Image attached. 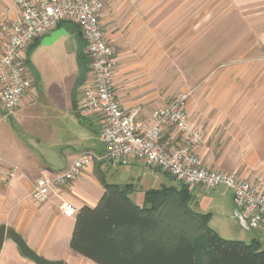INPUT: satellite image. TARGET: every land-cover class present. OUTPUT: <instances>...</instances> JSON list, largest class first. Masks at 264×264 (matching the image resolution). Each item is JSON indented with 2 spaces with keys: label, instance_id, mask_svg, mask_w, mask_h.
<instances>
[{
  "label": "crops",
  "instance_id": "obj_1",
  "mask_svg": "<svg viewBox=\"0 0 264 264\" xmlns=\"http://www.w3.org/2000/svg\"><path fill=\"white\" fill-rule=\"evenodd\" d=\"M103 1L101 26L118 49L115 95L126 111L137 113L139 121L152 123L156 108L181 95V60L173 52L179 47L181 32L189 37L195 33L197 18L193 14L179 22V3L174 1ZM182 4L195 6L194 0ZM20 19L14 0H0V22ZM205 25L203 39L209 45L211 35ZM57 30L66 33L51 45H43ZM193 48L186 84L194 93L187 92L186 111L202 137L195 152L208 169L238 174L264 194V0H223L221 74L212 73L208 47L202 52ZM26 57L30 90L13 116L5 118L0 104V229L5 227L7 232L0 264H37L22 254L10 231L49 262L99 264L75 251L72 240L79 213L101 203L105 184L132 185L135 190L130 198L142 208L147 191L178 183L140 161L94 160L49 201L35 202L32 192L39 178L63 173L83 153L103 151L104 120L100 113L80 109L81 92L92 72L87 45L75 22H64L38 38L28 47ZM182 139L175 129L167 130L166 140L173 147ZM6 168L18 170L9 184L2 181ZM190 189L193 208L211 214L210 227L221 237L218 216L223 221L233 216L240 221L233 195L226 188ZM64 203L76 208L74 218L64 216ZM255 232L256 238L246 241L258 240L264 250V231Z\"/></svg>",
  "mask_w": 264,
  "mask_h": 264
},
{
  "label": "built area",
  "instance_id": "obj_2",
  "mask_svg": "<svg viewBox=\"0 0 264 264\" xmlns=\"http://www.w3.org/2000/svg\"><path fill=\"white\" fill-rule=\"evenodd\" d=\"M14 3L21 19L0 22V104L5 118L18 111L31 88L26 64L28 47L60 24L71 21L80 28L91 59L92 79L81 92L80 109L100 113L104 120L103 151L83 153L63 173L39 178L32 192L35 202L49 201L53 194L77 180L94 160L132 159L157 168L190 188L201 186L207 191L226 188L249 228L264 231V194H259L238 174L208 169L196 154L202 137L187 115L189 94L183 93L170 104L156 108L152 123L139 121L137 113L122 107L114 84L118 49L101 26L103 0H14ZM171 128L183 137L177 147L166 140V132ZM17 173V168H6L2 181L9 184ZM62 207L65 217H75L77 210L72 204L64 203Z\"/></svg>",
  "mask_w": 264,
  "mask_h": 264
},
{
  "label": "trees",
  "instance_id": "obj_3",
  "mask_svg": "<svg viewBox=\"0 0 264 264\" xmlns=\"http://www.w3.org/2000/svg\"><path fill=\"white\" fill-rule=\"evenodd\" d=\"M95 209L77 218L72 248L99 264H264L258 240H226L210 227L211 214L193 208L190 187L145 193L140 208L132 185H107Z\"/></svg>",
  "mask_w": 264,
  "mask_h": 264
},
{
  "label": "rangeland",
  "instance_id": "obj_4",
  "mask_svg": "<svg viewBox=\"0 0 264 264\" xmlns=\"http://www.w3.org/2000/svg\"><path fill=\"white\" fill-rule=\"evenodd\" d=\"M166 2L174 1L177 6V10L180 16V21L186 18V16H191L195 14L197 18L196 26L197 29L195 33L191 34L190 37L187 35V32H181V36L179 38V47L174 49V52L178 53V57L181 60V69H180V89L181 93L189 92L190 95L194 93V89L188 87L187 75L190 73V65L193 60V46H196V49L203 51L205 48H209V52L207 53L212 65V73H220L218 69L223 66V0H194L195 6L194 8L185 7L182 3H185L187 0H164ZM191 1V0H189ZM171 8H169L170 10ZM175 9V8H174ZM168 10V9H167ZM189 11V12H188ZM205 16V17H204ZM210 16V22L208 21V17ZM204 18L206 23V30H210L211 39L209 40V45L203 39L204 32ZM180 25L182 26V24ZM209 26V28H208ZM206 42V43H205ZM199 46V47H198ZM187 93V94H189ZM177 185H180L179 183ZM135 189V188H134ZM133 193V192H132ZM131 193V194H132ZM130 194V195H131ZM217 223L222 227L220 233L222 237L224 236L226 240H236L240 241L242 239L245 243L250 244V241H246L248 238H256L255 230H246L240 225V221L236 217L233 216V220H224L223 216H218ZM223 223H226L227 226H223ZM217 227L216 225H214ZM223 227L226 231L223 232ZM217 229H219L217 227ZM243 237V238H242Z\"/></svg>",
  "mask_w": 264,
  "mask_h": 264
},
{
  "label": "water",
  "instance_id": "obj_5",
  "mask_svg": "<svg viewBox=\"0 0 264 264\" xmlns=\"http://www.w3.org/2000/svg\"><path fill=\"white\" fill-rule=\"evenodd\" d=\"M65 33L66 32L64 30H57V31L53 32L48 38L45 39V41L43 42V45H51L52 43H54L56 40H58ZM238 218L240 219V222H241L242 226H244L245 228L249 229V226L244 221V219L242 218L240 213H238ZM6 234H7L6 228L2 227L0 229V253H1V249L3 247V244L5 242V239H6ZM9 234L11 235L12 240L20 248L22 254L24 256L30 258L31 260H33L37 264H60V263L49 262V261L43 259L42 257H40L39 255H37L34 251H32L28 247L26 242L20 236H18L15 232L10 231Z\"/></svg>",
  "mask_w": 264,
  "mask_h": 264
}]
</instances>
